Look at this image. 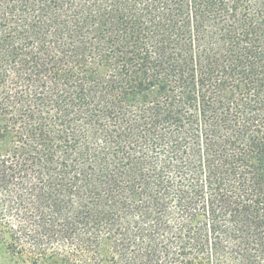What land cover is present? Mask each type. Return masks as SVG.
<instances>
[{"label":"trees","instance_id":"obj_1","mask_svg":"<svg viewBox=\"0 0 264 264\" xmlns=\"http://www.w3.org/2000/svg\"><path fill=\"white\" fill-rule=\"evenodd\" d=\"M0 264H264V0H0Z\"/></svg>","mask_w":264,"mask_h":264},{"label":"rangeland","instance_id":"obj_2","mask_svg":"<svg viewBox=\"0 0 264 264\" xmlns=\"http://www.w3.org/2000/svg\"><path fill=\"white\" fill-rule=\"evenodd\" d=\"M2 259H3V255H2V253H0V263H1Z\"/></svg>","mask_w":264,"mask_h":264}]
</instances>
